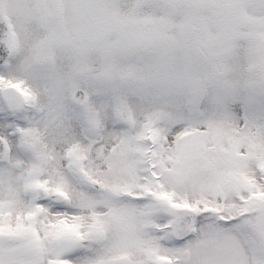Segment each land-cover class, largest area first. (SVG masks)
I'll use <instances>...</instances> for the list:
<instances>
[{"label":"snow or ice","instance_id":"snow-or-ice-1","mask_svg":"<svg viewBox=\"0 0 264 264\" xmlns=\"http://www.w3.org/2000/svg\"><path fill=\"white\" fill-rule=\"evenodd\" d=\"M0 264H264V0H0Z\"/></svg>","mask_w":264,"mask_h":264}]
</instances>
